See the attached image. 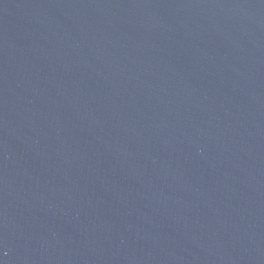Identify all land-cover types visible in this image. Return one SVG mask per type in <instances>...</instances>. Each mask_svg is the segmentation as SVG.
Masks as SVG:
<instances>
[{"label":"water","instance_id":"95a60500","mask_svg":"<svg viewBox=\"0 0 264 264\" xmlns=\"http://www.w3.org/2000/svg\"><path fill=\"white\" fill-rule=\"evenodd\" d=\"M0 264H264V0H0Z\"/></svg>","mask_w":264,"mask_h":264}]
</instances>
